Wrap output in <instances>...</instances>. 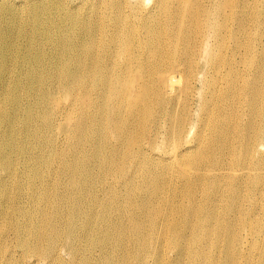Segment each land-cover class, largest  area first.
Here are the masks:
<instances>
[{
    "label": "bare ground",
    "instance_id": "1",
    "mask_svg": "<svg viewBox=\"0 0 264 264\" xmlns=\"http://www.w3.org/2000/svg\"><path fill=\"white\" fill-rule=\"evenodd\" d=\"M1 240L264 264V0H0Z\"/></svg>",
    "mask_w": 264,
    "mask_h": 264
},
{
    "label": "rangeland",
    "instance_id": "2",
    "mask_svg": "<svg viewBox=\"0 0 264 264\" xmlns=\"http://www.w3.org/2000/svg\"><path fill=\"white\" fill-rule=\"evenodd\" d=\"M153 207H155L154 209L157 211L158 207H160L161 209H165V206L161 205V204H153ZM154 237H160V234L157 232L153 235ZM0 244H4L3 240L0 241ZM1 246V245H0ZM208 247V245H205V248Z\"/></svg>",
    "mask_w": 264,
    "mask_h": 264
}]
</instances>
